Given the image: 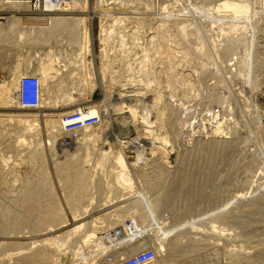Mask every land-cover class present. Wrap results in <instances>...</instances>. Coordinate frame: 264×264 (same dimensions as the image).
<instances>
[{"label": "rangeland", "instance_id": "obj_1", "mask_svg": "<svg viewBox=\"0 0 264 264\" xmlns=\"http://www.w3.org/2000/svg\"><path fill=\"white\" fill-rule=\"evenodd\" d=\"M84 1L85 6L81 8L79 7V10L76 8L73 9V12L72 8L66 9L63 7L65 10L63 8L55 9L54 11H51L48 16H74L77 18H83L82 21L85 18L83 21L84 23H80L82 25L78 26L82 29H84L88 25V22H90L89 17L92 19L91 21L94 29L95 75L91 80L96 81V79H99L103 88L101 86L97 87L93 92L92 98L87 100L82 98V93L84 92V89L82 88L87 87H85V84L83 83L77 84L76 90L72 87L74 90L72 89L71 91H73L75 98L80 99L75 101L76 103L73 105L68 106H63L65 104H60L58 102L53 106V103H49V101H51L50 98L46 100V104L39 106L38 110H20L17 107H0V113H38L40 115L39 125H36L35 130L27 133H24L25 131L21 129L19 125L11 121H7L4 125L0 123V169H6V171L0 170V264H16L18 257L25 258L26 256L25 254L18 252H26L24 250L26 248L29 249L28 251L36 250L35 248L37 247H33L32 249L27 247L32 242L35 243V240L39 242L38 244L42 245V242L45 239H50L53 235L57 236L59 234V236L64 237L69 228L72 230L78 225H82L86 230H84L85 228L82 230L81 227L80 230L82 232L79 230L78 233L80 234L77 233V237H74L79 239V235L82 236L81 233L83 234L87 229L89 230L87 225L90 224H88V222H90L91 219L108 213H112L109 216L110 218L107 216V220H105L106 224H109V222L112 224L110 231H108L110 233L105 232L104 234V232H102V235H113V240L115 239L113 243L108 241L109 239L107 240L110 247H112L111 244L116 245L117 242L121 245L124 244L122 243L123 240L118 239L117 241V237L114 235L117 233L120 238L121 235L126 236L125 234H127L125 230H123L125 231V234L122 232L120 227H123V222L119 220L123 217V220L125 219L124 224L130 226L131 220L139 218L135 215V212L131 213L130 210H128L127 202H120L116 199L114 201L112 200L113 202L108 201L110 197L117 198L121 195H125L124 198L127 199L128 202L130 200L134 201V199H139L142 202L141 206L146 210L149 217L146 222L140 219L141 228L146 229V231L149 229L150 234L160 237L158 242L164 245V250L169 246L166 248L167 251H170L169 248H171V242L175 239L176 244L172 245L171 250H173L174 254L177 256L175 257L178 258L180 262L182 261V263L190 260L188 264H231L232 259L241 256L244 258V256H246L248 262L245 264H264V200H258L255 198L256 195L264 193V149L261 145L264 144V141L262 140V138L264 139V135L262 137L257 136L256 128L259 124L254 122V120H250V115L248 113L249 110L250 113L251 111L255 113V116L261 113V116L257 117L260 122L264 124V71L262 72L263 74L260 72V77L261 75L262 77L259 83L261 82L262 86H258L257 88L252 86V84L248 86L250 82H247V74L246 77L241 76L242 73L234 78L231 77V75H225L227 73L224 68L218 69L219 67H216L218 64L213 66L215 58L212 54L213 49L210 47L214 38L212 33L214 32L213 34L221 36V32L218 31L219 27L217 24H215L214 28L217 31L213 30V32H211L208 30L212 27L213 22L216 23L217 21H220L226 23V21L230 22L231 20L232 22L237 20L243 22L245 21V14H253L257 11L258 13L255 17L249 19V21L252 20V25L241 42L242 45L240 51L242 52V55L246 53V50L250 51V53L258 59V62L261 60L264 65L263 0H244L246 3L243 0V2H241V0H233L235 3H232L231 0H222V2H219V0H133L132 3L134 4L128 1V4L130 2L131 5H136L139 2L141 3L142 11L140 10L138 14H143L149 24L145 29L139 30L140 34L145 32L144 37L140 35L142 37L141 40L136 39L135 41L138 40L137 42L129 43L122 49L117 44L119 38L116 39V29L112 27L111 24L108 41L102 42L99 37L101 22L98 15L102 14V12H105L107 9L109 10V8L113 6V3L110 2V5H107L106 1H103L105 3L100 1L98 7L99 0ZM225 1L227 3L229 1V3H232L234 6L236 5L235 7H238V9L236 8V10L234 6H231L229 3L228 5ZM72 2L69 5H71ZM154 2L155 4H153ZM130 4L129 6H131ZM162 5L164 7H162ZM225 5L226 7H229L228 9H231L230 7H232L233 11L228 10L227 13L224 12L225 14L221 13L222 15L214 12L216 9H222V6L225 7ZM126 6L127 8L129 7L128 5ZM153 6H155V10ZM217 6L219 7L217 8ZM169 7L170 9L172 8V10H169ZM186 7L189 11H186L187 9L185 10ZM212 7L215 8L213 12L208 10ZM198 8H203L201 10L202 12H200ZM244 8H246V10ZM7 11L10 12V9L6 8L1 10V13L3 14ZM25 12L28 13L22 14L29 16V13H32L33 9ZM96 12L98 13L96 14ZM172 12L173 14H170ZM259 12H262V15ZM153 13L155 15H153ZM149 14H151V16H149ZM152 15L155 18L152 17ZM260 15L261 18H259ZM40 16H42V18L45 17V15ZM40 16L30 15L29 17L38 18ZM111 16H113L111 13L107 15L105 20L108 22L107 25L110 23L109 20ZM143 16L139 17L142 19ZM178 18L181 19L178 20ZM211 20L215 21L211 22ZM182 21H184L185 24L192 22L199 27H202L203 25L202 30H207L208 33L204 38L190 36L187 41L185 39L182 40L181 37H176L174 39L176 41L170 42L171 31H175V34L176 30H178L177 23L179 24V22ZM42 22L45 24V21H41V26L43 25L46 27ZM173 23L177 29L174 27ZM130 26L133 27L135 32L137 31V28H134V23L130 24ZM226 26L227 25H225V27ZM171 28L172 30H170ZM198 30H200V28ZM66 32L69 31L63 30L62 33L57 30L55 33V40L57 38L60 39L58 43L53 41V45L59 46L62 44L64 50L66 49L67 51H70L73 49V46H65L67 41L66 38H68L66 35H69V33ZM59 33L62 36L59 35ZM178 38L179 41H177ZM202 40L205 43L207 50L209 52L211 51L210 53L214 59V61L212 59L213 63L206 66L205 69L200 64L201 61H207L203 60L205 57H201L203 59L194 58L195 60L192 58L191 60L189 54L182 55L181 52V50L183 51V45L185 43L192 47L193 50V47L200 46ZM160 41H164L168 47L164 53L166 59H161L162 56L156 54L158 51H162L158 48ZM181 42H183L182 45ZM8 44L6 43L5 46L4 44L2 45L4 46L2 48H5V51L0 53V80H7L10 77V74L16 71V65H18V73H21V75L27 74L28 72L38 75L42 73L39 69V65H41L39 61L44 56V52L56 53V50L59 51L62 49L59 47L54 48L51 43L48 45L44 44L43 47L36 49L38 51L34 50L38 45H34L33 48L30 46L28 48H20L13 44L11 46ZM140 44H143V46L147 44V46H145L147 50L144 53L146 56L144 62H142L138 55L139 53L141 54V48L139 47ZM9 46L11 48H9ZM157 56L160 57L157 59V65L155 64L153 68L154 60ZM170 59L171 62L174 63L172 70H170L167 64ZM159 60H162V62H158ZM70 62H73V60ZM233 62L228 61L227 63L231 64ZM71 65L73 66L75 64L70 63V66ZM79 65L80 61L78 62V66ZM245 65L246 63L243 62L244 68H246ZM217 69L218 71H223L217 72ZM101 70L103 71L102 73ZM221 72L223 74H221ZM74 73L75 75L78 73V77H80L78 68H74ZM218 74H220L219 77H217ZM214 75H216V77H214ZM38 77L41 79V76ZM138 77H145L152 82L151 86L144 89L145 92L148 91L146 92L147 100L141 99L140 102H136V98H132V101L130 99H121L119 95L120 93L126 94L131 89L145 88L143 85L141 86L136 82L134 83L135 78L137 79ZM220 77L222 80L219 79L220 81L218 80V83H222L223 80L224 82L222 84L219 83L218 85L217 79ZM168 79H171L169 85L166 84ZM241 82L245 84L243 85ZM246 82L248 84H246ZM190 83H193V85L188 87L187 84ZM220 84H224V86H221ZM212 85L215 86L213 87ZM217 85L219 87H216ZM71 86L72 83L68 88L71 89ZM221 88L222 90H220ZM229 88L232 89L229 91ZM105 89L107 94H105ZM193 89H195V91ZM256 89L259 90L257 93L259 92L260 94L256 93ZM42 90L43 84L41 85V91ZM219 90L220 92L223 91V93L225 91V93L221 95ZM17 91L18 90H15L13 93L14 100L16 101H18V99L15 98ZM242 91L243 94H241ZM227 92L230 95H233V93L234 95L236 94L235 97L234 95L232 96L234 97V100H231L233 101L231 103H233L232 106L235 116H233L232 119L230 118V122L224 124L225 127L223 126L224 129L222 128V133L220 132L218 135H213L212 132L217 124L216 121L220 119L222 115L227 118L226 115H228L229 112L227 110L229 106L227 105L228 103L224 100V105H221L223 104V99H221L223 97H220L225 95L229 96ZM160 93L161 95L159 96ZM60 94L61 91L59 87L56 90L53 89L50 91V96L52 98L54 97V99H57ZM47 95L48 90L41 92V98H45ZM107 95L110 98H108ZM256 96L258 97L256 98ZM105 99H107L108 102L107 100L105 101ZM256 100L258 102L260 101V103L257 104L258 102ZM93 104L101 106V114L99 116L101 121L99 125L94 126V128L92 127L91 129L94 130L91 132L93 133L92 136L94 138L90 136L91 140L87 141L79 139L83 137V135H79L80 132H70V134H68L69 136L58 132L55 136V134H53L54 130L46 124L45 117L43 116L44 114H57L63 119L64 115L72 113L75 110L80 109V107H87L88 109V107ZM218 105L221 107L219 108ZM255 107L258 109L261 108V110L255 109ZM218 110L220 111L218 112ZM158 111L163 113L161 124H157L158 122L155 120V116L159 113ZM151 122H154L155 124H150ZM35 124H37V122H35ZM150 125L154 126L150 128ZM126 126L128 129L125 128ZM212 127L214 128L213 130ZM123 128L126 129V132H123ZM225 131L227 133H225ZM164 133H168L169 135L167 136H170L171 138V140L167 139V145L165 141V143L163 142L164 139H162V136H165ZM200 135L205 138V141L203 140L204 144H201L203 142H200L202 141L201 139H203ZM250 135H255V138L252 136L250 137ZM24 136L27 138V143L21 145L19 141L20 139L25 138ZM194 139L199 141H195ZM210 139H220V141L223 139L228 143L225 142L227 145L221 144V146L216 148L208 149L205 145L207 144L206 140L208 141ZM246 139L250 140V142L248 143ZM199 144L200 147L198 148ZM88 145H90V147ZM191 145H198L197 148L193 146L194 149H192L194 151L200 149V151L193 152ZM85 146L89 147L88 153H90V160L88 162L85 161L88 156L86 151L84 153ZM157 146L160 147L158 148ZM156 147L158 148V151ZM188 147L192 150V153ZM189 150L191 154L189 153ZM107 151H109V153ZM121 151L125 153V156H123V158L121 157L120 161H117L116 155ZM107 153L111 154L114 159L101 169V166H99V158L101 154ZM5 155H8L9 158L4 159ZM7 161L12 163L11 166ZM64 168L73 171L77 168H81L80 171L83 170L87 175L86 177L89 178H85L86 181H89L85 183L87 186L85 184L79 186L81 189L85 190V195L82 196L83 198L80 197L81 195L79 196L80 198L75 196L77 194L73 196L74 193L80 191V188H78L76 183L72 185L69 183L68 180L70 179H67V173L64 175ZM116 171L119 172L118 175H115ZM72 177H75V175ZM142 178H146V180H143ZM101 181L102 183H99ZM178 183L180 185H178ZM70 185L73 189L76 187V190L74 189V191ZM27 192L33 193L31 196L34 195L33 198L35 199L33 200H36L35 205L37 207L34 206L33 210H30L31 212L28 210L26 202L24 201L26 200L25 197L27 196ZM242 193L246 194L247 199L244 200L243 204H240L242 200H238L237 196ZM70 195L76 199L73 200L74 198L71 197V203L68 198ZM165 195L167 199L164 198ZM52 196L55 197V201L59 203V209H61L65 220H62L64 222L60 225L58 224L54 228L52 225H45V227L48 228L45 230L44 225L42 226L41 222L44 215L46 222H48L46 219L49 217L53 218L52 216H54L53 211L50 212V215L44 214L47 212L48 208H50L46 206H49L48 204L50 202H54ZM165 200L167 202H165ZM124 206H126V208ZM115 210H117V212ZM223 210L227 211L226 216L228 219H221L220 222H214L213 218ZM83 211H85V214ZM56 214L57 213H55V216H57ZM116 214L119 215L117 216ZM123 214H126L128 218L124 217ZM128 214L135 216L132 218ZM5 217L7 218L4 220ZM20 218L26 220L24 225H22L23 223H21ZM15 219L17 222L21 223L20 229L17 227L18 224L15 222ZM7 221L10 224H8ZM2 222L4 225L8 224L9 226L7 227L6 225V228H3ZM37 222L38 224L41 222V225L39 224V226ZM49 222H51V220ZM145 224L147 225L146 228ZM212 225L216 227L215 230H212ZM41 226L43 227L42 230L40 229ZM15 227L23 232L20 233L21 231L17 230ZM36 229L37 231H35ZM39 229L41 231H39ZM62 233L63 235H61ZM139 235L141 236L139 237ZM142 236V233H139L138 239L142 238ZM74 238L72 237V240L70 239V242H68V245L71 243V247H75L73 242H76V239ZM123 238L126 240L128 239L125 237ZM161 239H163V243ZM41 240L42 242L40 243ZM18 243L19 245H17ZM20 244H23L25 247L22 248V250H17V248L20 247ZM10 245H14L16 248L14 246L11 247ZM40 245H38V247H40ZM116 247H118V245H116ZM174 250H177V252ZM77 252L79 253L80 251L78 250ZM104 253L102 252L95 259V264H109L108 261L111 260L112 257L110 258V256H113V252L108 254V252L104 251ZM85 254H88V252L85 251ZM55 258L57 259H55V262H57L55 264H70L75 258L80 259V255L78 254L77 257H74L72 252L63 254L62 251H59L58 256L56 252Z\"/></svg>", "mask_w": 264, "mask_h": 264}, {"label": "bare ground", "instance_id": "obj_2", "mask_svg": "<svg viewBox=\"0 0 264 264\" xmlns=\"http://www.w3.org/2000/svg\"><path fill=\"white\" fill-rule=\"evenodd\" d=\"M31 0H0V13H1V10H4V9H6V8H9L10 9V12L9 11H7V12H4L2 15H0V53L1 52H4L5 51V48H2V47H4L5 46V44L7 43H9L10 44V46L13 44L14 46H18V47H22V48H28L29 46L30 47H34V45H38V47L37 48H34V50L35 51H38V50H36V49H38V48H41V47H43V45L44 44H52L53 45V41H56L57 43L59 42V39L60 38H57L56 40H55V33H56V31L58 30V31H60V32H62L63 33V30H67V31H69V32H66V33H69V35H66V36H68V38H66L67 39V41H66V45L65 46H67V45H71V46H73V49L72 50H70V51H67L66 49L64 50L63 49V45L62 44H60L59 46H54V48H56V47H59V48H62V49H60L59 51L58 50H56V53H54V52H44V56L40 59V64L41 65H39V69L41 70V72L42 73H40V74H38L37 76H41V79H40V93L43 91V92H45V91H47L48 90V95H47V97H45V98H40L41 99V101H40V106H42V105H44V104H46V100L47 99H50L51 98V101H49V103L51 104V103H53L52 105L54 106V104L55 103H60V104H65V105H63V106H68V105H73L74 103H76L75 101H77V100H79L80 98H75V95L73 94V91H71L73 88H75V90H76V87H77V84H85V87H87V88H82V89H84V92L81 94L82 95V98L83 99H87V100H90L91 98H92V95H93V92H94V90L97 88V87H102L103 88V86L100 84V82H99V79L97 80L96 79V81H94V80H91L92 78H93V76L95 75L94 73H95V70H94V29H93V25H92V19H90V17H89V20H90V22H88V25L84 28V29H82L81 27H78V26H80V25H82V24H80V23H84L83 21L85 20V18H84V20L82 21V19L83 18H77V17H74V16H48L50 13H51V11H54L55 9H62L63 7L64 8H72V10L73 9H78L79 10V7L81 8V7H84L85 6V1L84 0H73V2H72V4L71 5H49V4H47V3H45V2H41V3H38V1H36L35 2V4L34 3H32V2H30ZM98 1V0H97ZM100 1H106L107 2V5H110V2H112L113 3V6L111 7V8H109V10L107 9H105L106 11L104 12H102V14H99L98 15V17L100 18V24H101V27H100V34H99V37H100V40L103 42H107L108 41V39H109V37H110V24L112 25V27H114L115 29H116V35H117V37H116V39L117 38H119V40H118V45L120 46V48L122 49V48H124V46L125 45H127V44H129V43H134V42H137L138 40H141V36H143L144 37V34H145V32L143 33V34H140L139 33V30L140 29H145L146 27H147V25L149 24V23H147V20H146V18L143 16V14L141 15L140 13L138 14V12L142 9V7H141V3L139 2V3H137L136 5H131L130 4V2L132 3V1L133 0H99V4H98V7H99V5H100ZM128 1H130L129 2V4L131 5V6H129V4H128ZM163 1V0H162ZM222 2V0H219V2ZM227 1V0H226ZM225 1V2H226ZM232 1V3L235 1H233V0H231ZM240 1V0H239ZM244 1V0H243ZM242 0H241V2H243ZM245 3H246V1H244ZM103 3H105V2H103ZM182 3V2H181ZM227 3V2H226ZM228 3H229V1H228ZM227 3V4H228ZM232 3H229V4H231V6H234V5H232ZM235 3V2H234ZM237 3V2H236ZM262 3V2H261ZM263 3H264V0H263ZM132 4H134V3H132ZM153 4H155V2L153 3ZM158 4V3H157ZM194 4V3H193ZM219 4V3H218ZM217 4V5H218ZM226 4V5H227ZM228 4V5H229ZM37 5H42V13H44V14H42L43 16L45 15V17H43L42 18V16H40V17H38V18H34V17H29V16H25V15H23L22 13H28V12H25V11H29L30 9L32 10L35 6H37ZM102 5V4H101ZM126 5H128L129 7L127 8V6ZM181 5H183V4H181ZM189 5H191V4H189ZM226 5H225V7L224 6H222L223 8L222 9H219V10H217L216 9V11H214V12H217L218 14H221V13H227V11L228 10H231V11H233L232 9V7H230L231 9H228L229 7H226ZM243 5V4H242ZM158 6V5H157ZM184 6V5H183ZM236 6V5H235ZM234 6V8L236 9H238V7H235ZM88 7V6H87ZM154 7V10H155V6H153ZM162 7H164L163 5H162ZM188 7V6H187ZM187 7L185 8V10L187 9ZM193 7V6H192ZM215 7V6H214ZM214 7H212L211 9H208V10H211L212 12H213V10H215V8ZM219 6H217V8H218ZM221 7V6H220ZM240 7V6H239ZM63 8V9H64ZM102 8V7H101ZM166 8V7H165ZM164 8V9H165ZM189 8V7H188ZM263 9H262V11L264 12V4H263V7H262ZM82 9H84V8H82ZM111 9V10H110ZM137 10V12H136V10ZM157 9V8H156ZM164 9H162V10H164ZM168 9V8H167ZM190 9V8H189ZM199 9V8H198ZM203 9V8H202ZM202 9H199L200 10V12H202L201 10ZM236 9V10H237ZM245 10H246V8H244ZM65 10V9H64ZM81 10V9H80ZM102 10H104V9H102ZM153 10V11H154ZM159 10H160V8H159ZM169 10H172V8L170 9V7H169ZM207 10V11H208ZM235 10V11H236ZM239 10H240V8H239ZM67 11V10H66ZM142 11V10H141ZM186 11H189L188 9L186 10ZM185 11V12H186ZM258 11H260V10H258ZM31 12V11H30ZM73 12H74V10H73ZM89 12H91V11H89ZM99 12H100V10H99ZM146 12V11H145ZM152 12V11H151ZM150 12V13H151ZM167 12V11H166ZM180 12V11H179ZM248 12V11H247ZM67 13V12H66ZM98 12H96V14H97ZM109 13H111L113 16H111L110 17V23H109V25H107V23L108 22H106L105 20H106V18H107V15H109ZM157 13V12H156ZM160 13V12H159ZM163 13V12H162ZM169 13V12H168ZM183 13V12H182ZM205 13V12H204ZM224 13V14H225ZM229 13V12H228ZM240 13V12H239ZM258 12L256 11V12H254L253 14H245L244 15V20L245 21H239V20H237V21H234V22H232V20L230 21V22H227L226 21V23H224V22H220V21H217L216 23L215 22H213V25H212V27H210L211 26V24H210V28L208 29L209 31H211V32H213V30H216V29H214L215 28V24H217L218 25V27H219V29H218V31L219 32H221L220 33V35L221 36H217V35H215V34H213L212 33V36L214 37L213 38V41H214V43H213V41H212V45L214 46V48H213V46L211 45L210 47H212L211 49H213V51H212V54H213V56H214V58H215V61H214V59H213V57H212V54L207 50V48H206V46H205V43L203 42V40L201 41V42H199V43H201L200 44V46H195V48L193 47V50H192V47H190L189 45H187L186 43L183 45V51L181 50V52H182V55L183 54H189V56L191 57V60H192V58L194 59V58H196V59H203V58H201V57H205V59H203V60H207V61H201V66L202 67H204V69H205V67L206 66H208L209 64H211V63H213L212 62V59H213V61H214V64H213V66H216L217 64H218V66H216V67H219L218 69H220V68H224V70L226 71V73L227 74H225V75H231V77H236V76H239V75H241L242 73V75L241 76H245L246 77V74H247V82H250V84L248 85V86H250L251 84H252V86H254L255 88H257L258 86H262V83L260 82L259 83V81H261L260 79H261V77H262V75H261V77H260V72H261V74H263L262 72L264 71V69H263V67H264V65H263V63L261 62V60H260V62H258V59L252 54V53H250V51H248V50H246L245 52V54H244V52H243V54L245 55H242V52L240 51V48H241V45H242V41H243V38H245V35H247L246 33H248L249 32V30H250V26L252 25V20L251 21H249V19H253L254 17H255V15L257 14ZM260 14L262 13V12H259ZM9 14V15H8ZM56 14V13H55ZM69 14V13H68ZM72 14V13H71ZM76 14V13H75ZM88 14V13H87ZM93 14V13H92ZM152 14V13H151ZM151 14H149V16H151ZM170 14H173V12L172 13H170ZM185 14V13H184ZM206 14H208V13H206ZM52 15V14H51ZM74 15V14H73ZM89 15V14H88ZM94 15V14H93ZM92 15V16H93ZM145 15V14H144ZM153 15H155L154 13H153ZM152 15V17H154ZM157 15H158V13H157ZM156 15V16H157ZM162 15V14H161ZM160 15V16H161ZM222 15V14H221ZM262 15V14H261ZM261 15L259 16V18H261ZM38 16V15H37ZM97 16V15H96ZM139 16H143V18L141 19ZM163 16V15H162ZM166 16H168V15H166ZM187 16V15H186ZM109 17V16H108ZM93 18V17H92ZM155 18V17H154ZM43 19V20H42ZM157 19V18H156ZM159 19H160V17H159ZM179 19H181V18H178V20ZM183 19V18H182ZM154 20V19H153ZM41 21H45V24L42 22V24H44V25H46V27H44L43 25L41 26ZM82 21V22H81ZM148 21H150V20H148ZM169 21V20H168ZM181 21V20H180ZM190 21V20H189ZM197 21V20H196ZM203 21V20H202ZM202 21H201V23H202ZM212 21H215V20H211V22ZM87 22V21H86ZM171 22V21H170ZM174 22V21H173ZM185 22H186V20H185ZM188 22V21H187ZM220 22V23H219ZM134 23V28H137V31L135 32V30H133V27H131L130 26V24H133ZM177 23V22H176ZM196 24H198V23H196ZM170 25V24H169ZM173 25H174V23H173ZM177 25H178V30H176V33L174 34V32L173 31H171V38H170V42L172 41H176V40H174L176 37H181L182 38V40L183 39H185V40H187L188 41V39H189V37L190 36H194L195 38H204L205 36H206V34L208 33V31L207 30H202L203 29V25H202V27H199L198 25H195V24H193L192 22H190V23H187V24H185L184 23V21H182V22H179V24L177 23ZM225 25H227L226 27H225ZM229 26V27H228ZM170 27V26H169ZM174 27H175V25H174ZM190 27H191V29H190ZM63 28V29H62ZM79 28H81V29H79ZM176 28V27H175ZM174 28V29H175ZM200 28V30H198ZM177 29V28H176ZM205 29V28H204ZM170 30H172V28L170 29ZM145 31V30H144ZM217 31V30H216ZM226 31H228V32H226ZM65 32V31H64ZM65 33V34H66ZM238 34V35H237ZM59 35H61L60 33H59ZM113 35V34H112ZM141 35V36H140ZM235 35H237V36H235ZM62 36V35H61ZM225 36V37H224ZM180 38V39H181ZM224 40H223V39ZM136 39H138L137 41H135ZM220 39H222V40H220ZM201 40V39H200ZM177 41H179V38H178V40ZM222 42H224V43H222ZM140 43V42H139ZM182 43L183 42H181V45H182ZM4 44V46H2ZM8 44V45H9ZM223 44V45H222ZM159 45V49H161L162 51L161 52H157L156 54H159L160 56H162L161 57V59H163V58H165V50L168 48L167 46H166V43L164 42V41H160V43L158 44ZM9 46V48H11ZM52 46V47H53ZM145 46H147V44L145 45ZM145 46H143V44L141 45L140 44V48H141V54L139 53L138 55L140 56V58H141V60H142V62H144L145 60H146V56L144 55V53L146 52V48H145ZM175 46V45H174ZM179 46V45H178ZM192 46V45H191ZM245 46V45H244ZM8 47V46H7ZM246 47V46H245ZM171 48V47H170ZM4 49V50H3ZM210 49V50H211ZM221 49V50H220ZM243 49V48H242ZM175 51H177V50H175ZM179 51V50H178ZM243 51H244V49H243ZM249 52V53H248ZM31 55V54H30ZM74 55V56H73ZM252 55H253V57H252ZM40 56V55H39ZM160 56H157V58L154 60V64H153V68H154V65L157 63V59H158V57H160ZM228 56H229V58H228ZM166 59V58H165ZM164 59V60H165ZM172 59V58H171ZM171 59L169 60V62L167 63L168 64V66H169V68H170V70H172V68L174 67V63L173 62H171ZM256 59H257V61H256ZM71 60H73V62H70ZM195 60V59H194ZM80 61V65L78 66V62ZM166 61V60H165ZM209 61V62H208ZM228 61H230V62H233V63H231V64H228L227 62ZM158 62H162V60L160 61H158ZM243 62H245L246 63V65H245V67L246 68H244V66H243ZM70 63H74L75 65H71L70 66ZM163 64H165V63H163ZM157 65V64H156ZM165 66V65H164ZM74 68H78V71L80 72V74H79V76L80 77H78V73H77V75H75V73H74ZM156 68V67H155ZM215 68V67H214ZM216 69V68H215ZM218 69H217V72H219V71H223V70H219L218 71ZM198 71V70H197ZM216 71V70H215ZM214 71V72H215ZM103 71L101 70V73H102ZM246 72V73H245ZM172 73V72H171ZM170 73V74H171ZM245 73V74H244ZM214 74V73H213ZM221 74H223L222 72H221ZM23 75V74H22ZM196 75H198V74H196ZM259 75V76H258ZM75 76H77V77H75ZM97 76V75H96ZM171 76V75H170ZM220 76V74H218L217 75V77H219ZM224 76V75H223ZM223 76H222V78H223ZM98 77V76H97ZM96 77V78H97ZM214 77H216V75H214ZM229 77V76H228ZM227 77V78H228ZM244 77V78H245ZM39 78V77H38ZM79 78V79H78ZM264 78V77H263ZM133 79V78H132ZM214 79V78H213ZM222 80L221 79V77L220 78H218L217 79V83H218V80ZM226 79V78H225ZM228 79H230V78H228ZM134 80V79H133ZM132 80V81H133ZM219 80V81H220ZM238 80H239V78H238ZM20 81H21V73L19 74L18 73V65H16V71H14L12 74H10V77L7 79V80H0V107L1 108H4V107H11V108H16L17 106H18V101H16V100H14V97H13V93H14V91L15 90H18L19 91V88H20ZM227 82H229L228 80H226ZM231 81V80H230ZM102 82V81H101ZM138 83L139 85H143V86H145V88H137V89H131V90H129L126 94L124 93H120L119 95H120V98L121 99H127V100H133V99H135L136 100V102L137 101H139L140 102V100L142 99V100H145L146 99V97H147V93L146 92H148V91H146L145 92V90L144 89H147V87H149V86H151L152 85V82H151V80H147L145 77H143V78H141V77H138L137 79L135 78V81H134V83ZM173 82V81H172ZM216 82V81H215ZM214 82V83H215ZM224 82V80L222 81V83ZM226 82V83H227ZM239 82V81H238ZM246 82V84H248ZM72 83V86H71V89L70 88H68V87H70V84ZM169 83H171V79H168V81H167V83L166 84H168L169 85ZM212 83V82H211ZM219 83H221V82H219ZM219 83H218V85H219ZM221 83V84H222ZM225 83V84H226ZM242 83V82H241ZM43 84V90L41 91V85ZM220 84V85H221ZM243 85L245 84V83H242ZM259 84H261V85H259ZM188 85V87L190 86V85H193V83L191 84H187ZM197 85H198V83H197ZM216 86V87H219V86ZM242 85V86H243ZM83 86V85H82ZM213 86V85H212ZM215 86V85H214ZM213 86V87H214ZM221 86H224V84L223 85H221ZM226 86V85H225ZM238 86V85H237ZM59 87V89H60V91H61V94L57 97V99H54V97L52 98L51 96H50V91H52L53 89L54 90H56L57 88ZM73 87V88H72ZM105 87V86H104ZM138 87V86H137ZM68 88V89H67ZM195 88V87H194ZM250 88V87H249ZM255 88H253V89H255ZM261 88V87H260ZM196 89V88H195ZM195 89H193L194 91H195ZM217 89H219V88H217ZM232 88H229V91L231 90ZM238 89V88H237ZM259 89V88H258ZM74 90V89H73ZM124 90V89H123ZM188 90V89H187ZM220 90H222V88L220 89ZM220 90H219V92H220ZM224 90H225V88H224ZM243 90V89H242ZM250 90H252V89H250ZM264 90V89H263ZM17 91V92H18ZM79 91V90H78ZM184 91H185V89H184ZM197 91V90H196ZM218 91V90H217ZM217 91H216V93H217ZM228 91V90H227ZM233 91V90H232ZM231 91V92H232ZM239 91V90H238ZM244 91V90H243ZM243 91L241 92V94H243ZM257 91H259V90H257L256 89V93H257ZM218 92V93H219ZM236 92V91H235ZM250 92V91H249ZM254 92V91H253ZM75 93V92H74ZM221 93V95L222 94H224L225 93V91H224V93H223V91H221L220 92ZM219 93V94H220ZM228 93V92H227ZM240 93V92H239ZM247 93V92H246ZM252 93V92H251ZM259 93V92H258ZM257 93V94H258ZM105 94H107L106 93V89H105ZM203 94V93H202ZM229 94V93H228ZM232 94V93H231ZM260 94V93H259ZM161 95V93L159 94V96ZM233 95H234V93H233ZM233 95H230L229 94V96H220V97H223V98H221V99H223V101H222V103L224 102V100H225V102H227L226 104L227 105H229L228 106V115H226V117L227 118H225V117H223V115L221 116V118L220 119H218L216 122H217V124L215 125V129L212 127V130H213V132H212V134L214 135V134H217L218 135V133L220 134V132L222 131V128H223V126H224V124L225 123H227V122H230V118L232 119L233 118V116H235L234 115V113L235 112H233V106H232V104L233 103H231V102H233V101H231L235 96H236V94L234 95V97H232ZM251 95V94H250ZM256 95V94H255ZM263 95V94H262ZM231 96V97H230ZM253 96V95H252ZM260 96V95H259ZM106 97V96H105ZM107 97L108 98H110L108 95H107ZM255 97V96H254ZM258 96H256V98H257ZM263 97V96H262ZM81 98V99H82ZM112 98V97H111ZM133 98V99H132ZM240 98V97H239ZM253 99V98H252ZM107 99H105V101H106ZM147 100V99H146ZM234 100V99H233ZM259 100H260V98H259ZM263 100V99H262ZM152 101V100H151ZM157 101V100H156ZM158 101H159V99H158ZM254 101V100H253ZM257 101V100H256ZM261 101V100H260ZM260 101L257 103V104H259L260 103ZM81 102V101H80ZM107 102H108V100H107ZM122 102V101H121ZM128 102H130V101H128ZM135 102V103H136ZM208 102H209V100H208ZM217 102V101H216ZM216 102H215V104H216ZM224 102V103H225ZM48 103V104H49ZM146 103V102H145ZM218 103V102H217ZM224 103L223 104H221V105H224ZM107 104V103H106ZM123 104V103H122ZM136 104H138V103H136ZM136 104H135V106H136ZM142 104V103H141ZM220 104V103H219ZM262 104H263V101H262ZM134 105V104H133ZM217 105V104H216ZM250 105V104H249ZM253 105V104H252ZM62 106V105H61ZM107 106V105H106ZM258 106V105H257ZM256 106V107H257ZM262 106V105H261ZM140 107V106H139ZM144 107V106H143ZM211 107H213V106H211ZM218 107L220 108L221 106L220 105H218ZM250 107H252V106H250ZM255 107V109H258V108H256ZM260 107V106H259ZM100 108H101V106L100 105H98V104H93V105H90L89 107H88V109H87V111H85V110H82V108L80 107V109H81V111H82V114H81V120H84V119H86V118H88V117H99L100 116ZM147 108V107H146ZM215 108V107H214ZM217 108V107H216ZM38 109H39V107H38ZM37 109V110H38ZM225 109V108H224ZM110 110V109H109ZM133 110V109H132ZM163 110V109H162ZM209 110V109H208ZM258 110H261V108H259ZM263 110V109H262ZM78 110H75L74 112H77ZM204 111V110H203ZM210 111H211V109H210ZM214 111H216V110H214ZM220 110H218V112H219ZM254 111V110H253ZM257 111V110H256ZM264 111V110H263ZM139 112V111H138ZM159 112V111H158ZM164 112V111H163ZM213 112V111H212ZM258 112V111H257ZM262 112V111H261ZM221 113V112H220ZM222 113H223V111H222ZM245 113V112H244ZM249 115H250V120H254V122H257L259 125L257 126V132H256V134H257V136H263L264 135V124H262L261 122H260V120H259V118L258 117H260L261 115V113L260 114H257L256 116L254 115L255 113H253L252 111H251V113H250V110H249ZM198 114V113H197ZM204 114H205V112H204ZM213 114H215V113H213ZM226 114H227V112H226ZM262 114H263V112H262ZM137 115V114H136ZM162 115H163V113H161V112H159L155 117H156V119L155 120H157V124H161V122H162V120H161V117H162ZM208 115V114H207ZM216 115V114H215ZM218 115H219V113H218ZM44 117H45V121H46V124L50 127V128H52V130H54L53 132V134H55V136H56V133L58 134V132H60V133H63V134H66V135H68V134H70V132H66L65 131V126L68 124L67 122H63V119H62V117H59L60 115H53V114H44L43 115ZM210 116H212V115H210ZM258 116V117H257ZM132 117H134V116H132ZM39 118H40V115L38 114V113H28V114H24V113H16V112H14V113H0V123L1 124H5L7 121H11V122H13V123H15V124H17V125H19L20 127H21V129H23L25 132L24 133H27V132H30V131H32V130H35L36 129V125H39ZM247 118V117H246ZM59 119H61V120H59ZM135 119H136V117H135ZM192 119V118H191ZM190 119V120H191ZM261 119H263V118H261ZM155 120H154V122H155ZM131 121H132V118H131ZM233 121V120H232ZM35 122H37V124H35ZM77 121H72V123H76ZM154 122H151L150 124H152V123H154ZM209 122V121H208ZM128 123H130V122H128ZM156 123V122H155ZM154 123V124H155ZM126 124V123H125ZM134 124V123H133ZM156 124V125H157ZM197 125V124H196ZM206 125V124H205ZM212 125V124H211ZM263 125V126H262ZM151 126V125H150ZM150 126H148V127H150ZM154 126V125H153ZM153 126H151L150 128H152ZM159 126V125H158ZM163 126V125H162ZM92 127L94 128V126H85L84 128H81V129H77L76 131H74V132H72V133H76V132H80V133H82V134H80L79 133V135H83V137L82 138H79V139H81V140H91V137L90 136H92L93 135V133H91L92 131H94V130H91L92 129ZM119 127V126H118ZM147 127V128H148ZM225 127V126H224ZM126 129H128L127 128V126L125 127ZM161 128H163V127H161ZM166 128V127H165ZM207 128V127H206ZM228 128V127H227ZM124 129V128H123ZM122 129V130H123ZM126 129H124L123 130V132H126ZM157 129V128H156ZM159 129H160V127H159ZM196 129V128H195ZM194 129V130H195ZM208 129V128H207ZM224 129V128H223ZM117 130V129H116ZM203 130V129H202ZM252 130V129H251ZM135 131V130H134ZM150 131V130H149ZM201 131V130H200ZM199 131V132H200ZM206 131V130H205ZM127 132H128V130H127ZM154 132V131H153ZM159 132H161V131H159ZM203 132V131H202ZM224 132V131H223ZM60 133H59V135H60ZM198 133V132H197ZM210 133H211V131H210ZM222 133V132H221ZM225 133H227L226 131H225ZM234 133V132H233ZM252 133V132H251ZM251 133H248V134H251ZM124 134V133H123ZM161 134V133H160ZM165 134V136L163 137L162 136V139H164L163 140V142L165 141L166 142V145H167V139H170L171 140V138H170V136H167V135H169L170 134V132H169V134L168 133H164ZM163 134V135H164ZM199 134V133H198ZM203 134H204V132H203ZM231 134V133H230ZM253 134V133H252ZM255 134V133H254ZM21 135V134H20ZM94 135H95V133H94ZM121 135V134H120ZM162 135V134H161ZM160 135V136H161ZM23 136V135H22ZM22 136H20V137H22ZM69 136V135H68ZM125 136V135H124ZM130 136V135H129ZM200 136H202V135H200ZM247 136H249V135H247ZM252 135H250V137H251ZM25 137V136H24ZM93 137V136H92ZM95 137H98V136H95ZM169 137V138H168ZM252 137H254L255 138V135L254 136H252ZM94 138V137H93ZM123 138V137H122ZM130 138V137H129ZM201 138H203V136L201 137ZM214 138H216V137H214ZM118 139V138H117ZM131 139H134V138H131ZM159 139V138H158ZM160 139H161V137H160ZM193 139V138H192ZM197 139V138H196ZM205 138H203V139H201L202 141H200V142H203V143H201V144H204V140ZM206 139H208V138H206ZM195 140V139H194ZM204 140V141H203ZM247 140V142L249 143L250 142V140H248V139H246ZM254 140V139H253ZM262 140L264 141V139L262 138ZM74 141V140H73ZM76 141V140H75ZM85 141V142H86ZM133 141V140H132ZM195 141H199V140H195ZM83 142V141H82ZM89 142V141H88ZM95 142V141H94ZM162 142V141H161ZM164 142V143H165ZM199 142V143H200ZM206 142H207V144L205 145L208 149H211V148H216V147H218V146H221V144H226V143H228V142H226V141H224L223 139H222V141H220V139H210V140H206ZM226 142V143H225ZM19 143L21 144V145H24L25 143H27V138L25 137V138H22V139H20V141H19ZM195 143H198V142H195ZM82 144V143H81ZM85 144V143H84ZM87 144V143H86ZM89 144V143H88ZM129 144V143H128ZM95 145V144H94ZM93 145V146H94ZM133 145V144H132ZM151 145V144H150ZM164 145V144H163ZM165 145V146H166ZM196 145V144H195ZM227 145V144H226ZM262 145V148L264 149V144H261ZM89 147H90V145H88ZM88 146H85V150H84V153H85V151H86V153H88V151H89V147ZM131 146V145H130ZM129 146V147H130ZM154 146V145H153ZM192 146V145H191ZM190 146V147H191ZM194 146V145H193ZM193 146L191 147V149L193 148ZM198 146V145H197ZM197 146H194L195 148H197ZM222 146H224V145H222ZM83 147H84V145H83ZM92 147V146H91ZM158 147V146H157ZM156 147V148H157ZM160 147V146H159ZM158 147V148H159ZM200 147V144H199V146H198V148ZM124 148V147H123ZM158 148H157V151H158ZM168 148V147H167ZM189 148V147H188ZM84 149V148H83ZM154 149V148H153ZM163 149H164V147H163ZM190 149V148H189ZM190 149V150H191ZM194 149V148H193ZM192 149V150H193ZM202 149V148H201ZM91 150V149H90ZM92 150H94V149H92ZM190 150H189V153H190ZM192 150H191V153H192ZM198 150L200 151V149H197V151L196 152H198ZM104 151V150H103ZM183 151H184V149H183ZM194 150H193V152H195ZM202 151V150H201ZM204 151V150H203ZM261 151H263V150H261ZM83 152V151H82ZM108 153H109V151H107ZM112 152V151H111ZM186 153H188L187 151H185ZM184 152V153H185ZM71 153V152H70ZM72 153H74V152H72ZM77 153V152H76ZM101 154V156H100V158H99V166H101V169L103 168V167H105L110 161H113V159L114 158H112V156H111V154ZM113 153V152H112ZM180 153H182V152H180ZM190 153V154H191ZM79 154V153H78ZM77 154V155H78ZM83 154V153H82ZM89 154L90 153H88L87 155V157H86V159L87 160H85L86 162H88L89 160H90V157H89ZM114 154H115V152H114ZM125 153L124 152H118V154L116 155V160L117 161H120V158L122 157L123 158V156H125L124 155ZM162 154V153H161ZM73 155V154H72ZM85 155V154H84ZM100 155V154H99ZM99 157V156H98ZM70 158V157H69ZM80 169L81 168H77L76 170H71V169H66V168H64V175L67 173L68 174V176H67V179H70V180H68L69 181V183H71V185L72 184H75L76 183V185L78 186V188H80L79 186H81V185H84L85 183H87V182H89V181H86V179L85 178H87L86 176V174L84 173V171L82 170V171H80ZM161 171H164V170H161ZM263 171H264V164H263ZM104 172V171H103ZM102 172V173H103ZM119 174V172L118 171H116V173H115V175H118ZM193 174V173H192ZM75 175V177H72V176H74ZM66 178V177H65ZM87 179H89V178H87ZM143 180H146V178H142ZM197 179V178H196ZM178 182V181H177ZM99 183H102V181L101 182H99ZM177 184V183H176ZM71 185H70V187H71ZM75 185V186H76ZM86 185V184H85ZM102 185V184H101ZM100 185V186H101ZM104 185V184H103ZM178 185H180L179 183H178ZM87 186V185H86ZM72 188V187H71ZM76 187H74V189H75ZM73 189V188H72ZM73 189V190H74ZM72 190V191H73ZM76 190V189H75ZM74 190V191H75ZM80 191L78 192L77 191V193H70V194H73V196L75 195V194H77V195H75V196H77V197H79L80 195V197H82V196H84L85 195V190L84 189H79ZM31 194H33V193H31V192H27L26 193V200H24L25 202H26V206H27V208H28V210L30 211V210H33V208H34V206H36L35 204V201L33 200V199H35V198H33V196H31ZM73 196H71L70 195V197H68L70 200H69V202L71 203L72 201H71V197L72 198H74L73 200H76L75 199V197H73ZM79 197V198H80ZM125 197V195H121L120 197H117V198H109V200L108 201H114L115 199L116 200H118V201H120V202H127L128 203V205H127V208H129L128 210H130V212L132 213V212H135V215L139 218V219H137V218H134V216L135 215H133V216H131V214H128V215H130L132 218H134V220H131V223H130V226H127L126 224H124V221H125V219L123 220V217L122 216H120V217H122L121 218V220H119V221H121V222H123V227H120L121 229H122V232L124 233L125 231H126V233L127 234H125L126 236H122L121 235V237L119 238V236H118V234L116 233V234H114L115 235V237H117V241H118V239L119 240H123L122 241V243H124V244H120V243H116V245H118V247H116V245H113V244H111L112 245V247H110V244L108 245V241H110L111 243H113L114 241H115V239L113 240V235L111 236V235H109V234H107V236L106 235H102V232H104V234H105V232H108V231H110V227H111V225L112 224H110V222H109V224L107 223L106 224V221L105 220H107V216L109 217L110 216V214H112V213H108V214H103L102 216H99V217H95V218H93V219H91V221L90 222H88V224L89 225H87V224H85V225H87L88 226V228H89V230L87 229V231L86 232H84L83 234L81 233V235L82 236H80L79 235V239L77 238H74V237H77L76 235H77V233L79 232V230H80V228L82 227V225L81 226H77L75 229H68L67 230V232H66V234H65V236L64 237H61V236H59V235H57V236H52V237H50V239L49 238H47V239H45L43 242H42V240L40 241V243L42 242L43 244L42 245H40V244H38L39 242H37L36 240H35V243L34 242H32L29 246H27L28 248H30V249H32L33 247L35 248V247H37V248H35L36 250L35 251H32V250H30V251H28L29 249H24L26 252H24V251H22V252H18V253H22V254H25L26 256H25V258L23 259L22 257L21 258H19L18 257V259H17V263L16 264H55V263H57V262H55L57 259L55 258V254H56V252H57V256H58V252L59 251H62L63 252V254L64 253H68V252H72L73 254H74V257H77V255L79 254L80 255V259H76L75 258V260L71 263L70 262V264H83V263H86V264H95V259L103 252L104 253V251H106V252H108V254L110 253H112L113 252V256H112V258H111V260H109L108 262H109V264H119V262L122 260V259H124V258H127V257H129V256H132V255H136L137 253H139V252H141V251H143V250H145V249H153V251L155 252V254H156V264H188L189 262H190V260H188V261H185V262H183L182 263V261L180 262L179 260H178V258H176L177 256L174 254V252H173V250H171V248H172V245H175L176 244V240L174 239V237H173V241L171 242V248H169L170 249V251L168 250L167 251V249L166 248H168L169 246H167L166 248H165V250H164V245L163 244H161V243H159L158 241H159V238L160 237H156L155 235H152V234H150V232H149V229H147V231H146V229H142L141 228V224H140V219L142 220V221H144V222H146L147 221V219H148V213H146V210L143 208V206H141L142 205V202L139 200V199H134V201H132V200H130L129 202H128V200L127 199H125L124 198ZM67 198V199H68ZM83 198V197H82ZM81 198V199H82ZM91 198H92V196H91ZM164 198L165 199H167V197H166V195L164 196ZM237 198H238V200H242L241 201V203L240 204H243L244 203V200L245 199H247V196H246V194H244V193H242V194H239L238 196H237ZM255 198L256 199H258V200H264V193H262V194H260V195H256L255 196ZM52 199L54 200V202H50L48 205L49 206H46V207H52L51 209L50 208H48V210H47V212H45L44 214H46V215H50V212L51 211H53V213H54V216H55V213H57L56 215L57 216H55V217H57V218H55L54 216H52L53 218H48V219H46V220H48V222L51 220V222H46L45 221V215H44V218H43V220H41V222H42V226L44 225V228H45V230L46 229H48V228H46L45 227V225L47 226V225H52L53 226V228L55 227V226H57L58 224L60 225L61 223H63L64 221H62V220H65V217L63 216V214H62V212H61V209H59V203L57 202V201H55V197H53L52 196ZM97 199V198H96ZM78 200V199H77ZM89 201V200H88ZM112 201V202H113ZM83 202V201H82ZM165 202H167L166 200H165ZM165 202H163V203H165ZM100 203V202H99ZM95 204V203H94ZM92 205V204H91ZM101 205V204H100ZM94 206V205H93ZM37 207V206H36ZM35 207V208H36ZM125 208H126V206H124ZM85 208V207H84ZM45 209V208H44ZM120 210H122L121 208H119ZM119 209H118V211H119ZM27 210V211H28ZM56 211V212H55ZM116 212H117V210H115ZM126 211H127V209H126ZM126 211H124V212H126ZM31 212V211H30ZM84 212V214H85V211H83ZM91 212V211H90ZM115 212V213H116ZM221 212V213H220ZM219 212V214L217 215V216H215L214 218H213V221L214 222H220V220L222 219H228V217L226 216V213H227V211L226 210H223V211H220ZM119 213V212H118ZM120 213H123V212H120ZM126 213H128V212H126ZM76 214V213H75ZM78 214V213H77ZM94 215V214H93ZM114 215V214H113ZM112 215V216H113ZM117 215V214H116ZM119 215V214H118ZM117 215V216H118ZM124 215V217H126V218H128L127 216H126V214H123ZM5 216H6V214H5ZM9 216V215H8ZM7 216V217H8ZM78 216H80V215H78ZM111 216V217H112ZM115 216V215H114ZM116 216V217H117ZM130 216H129V218H130ZM7 217H5L4 218V220L7 218ZM120 217H118V218H120ZM11 218H12V216H11ZM11 218H9V219H11ZM110 218V217H109ZM117 218V219H118ZM21 219V218H20ZM57 221V223H56V221ZM60 220V221H59ZM76 220V219H75ZM25 219L23 220V219H21V223H23L22 225H24V223H25ZM55 223H54V222ZM59 221V222H58ZM225 221V220H224ZM15 222L18 224V226L17 227H19V229H20V227H21V223L20 222H17L16 221V219H15ZM41 222H39V224L41 225ZM7 223H8V221H7ZM14 223V222H13ZM8 224H10V223H8ZM8 224H6L7 225V227L9 226ZM16 224V225H17ZM37 224H38V222H37ZM38 224V225H39ZM82 224H84V223H82ZM6 225H4L3 224V222H2V226H3V228H6L5 226ZM14 225V224H13ZM39 225V226H40ZM65 225V224H64ZM40 227V229L42 230V228L43 227ZM90 226V227H89ZM115 226V225H114ZM36 227V226H35ZM34 227V228H35ZM147 227V225L145 224V228ZM212 227V230H215L216 229V227L214 226V225H212L211 226ZM16 228V227H15ZM36 228H38V227H36ZM50 228V227H49ZM52 228V229H53ZM58 228V227H57ZM85 228V227H84ZM83 227H82V230L84 229ZM114 228V227H113ZM17 229V228H16ZM19 229H17V230H19ZM23 229V228H22ZM39 229V231H41ZM121 229H119V230H121ZM6 230V229H5ZM84 230H86V228L84 229ZM123 230H125V231H123ZM19 231H21V230H19ZM18 231V232H19ZM35 231H37V229L35 230ZM81 231V230H80ZM6 232H7V230H6ZM23 231H21L20 233H22ZM51 232V231H50ZM82 232V231H81ZM119 232V231H118ZM15 233V232H14ZM19 233V234H20ZM108 233H110V232H108ZM139 233H142V238H140V239H138V234ZM78 234H80V233H78ZM123 234V235H124ZM61 235H63V233L61 234ZM117 235V236H116ZM141 235H139V237H140ZM210 236V235H209ZM72 237L74 238V239H76V242H73V245L75 244V247H71L72 245H68V242H70V239L72 240ZM114 237V238H115ZM123 237H125V238H128L127 240L126 239H124ZM137 238V239H136ZM162 238V237H161ZM109 239V240H108ZM165 239V238H164ZM108 240V241H107ZM162 240V243H163V239H161ZM160 240V241H161ZM165 240H167V239H165ZM210 240H211V238H210ZM75 241V240H74ZM126 241V242H125ZM178 241V240H177ZM180 242V241H179ZM165 243V242H164ZM4 244V243H3ZM11 244V243H10ZM169 244V243H168ZM167 244V245H168ZM5 245V244H4ZM15 245H16V243H15ZM17 245H19V243L17 244ZM33 245V246H32ZM38 245H40V247H38ZM50 247H49V246ZM120 245V246H119ZM178 245V244H177ZM11 246V245H10ZM12 246H14V245H12ZM11 246V247H12ZM113 246H115V247H113ZM7 247H8V245H7ZM15 247V246H14ZM19 247V246H18ZM25 246L23 245V244H20V247L19 248H17V250L19 249V250H22V248H24ZM176 247V246H175ZM16 248V247H15ZM163 248V249H162ZM80 251L79 253L77 252V251ZM180 250V249H179ZM85 251H87L88 252V254H85ZM175 251V250H174ZM24 252V253H23ZM55 252V253H54ZM175 252H177V250L175 251ZM61 253V252H60ZM12 254H14V253H12ZM11 254V255H12ZM105 254V253H104ZM177 254V253H176ZM54 255V256H53ZM107 256H109V255H107ZM176 256V257H175ZM10 257V256H9ZM57 258H59V257H57ZM16 259V258H15ZM56 259V260H55ZM60 259V258H59ZM193 260V259H192ZM191 260V261H192ZM59 261V260H58ZM246 262H248L247 260H246V256H244V258L241 256V257H238V258H235V259H232L231 260V264H245ZM11 263V262H10ZM192 263V262H191Z\"/></svg>", "mask_w": 264, "mask_h": 264}, {"label": "built area", "instance_id": "obj_3", "mask_svg": "<svg viewBox=\"0 0 264 264\" xmlns=\"http://www.w3.org/2000/svg\"><path fill=\"white\" fill-rule=\"evenodd\" d=\"M38 1L41 3L42 1L49 5H67L70 4L73 0H31L30 2L34 3ZM41 1V2H40ZM42 5H37L33 8V12L29 13L30 15H42ZM1 15V14H0ZM15 98L18 99L17 108L20 110H37L40 106L41 101V93H40V79L34 73H27L21 75L20 88L19 91L15 94ZM83 110L87 111V107H82ZM81 109H78L77 112L68 113L63 116V122H67L68 124L65 126L66 132H74L77 129L84 128L85 126H97L100 124V117H88L84 120H81ZM72 121H77L76 123H72ZM65 142V141H64ZM5 158H9L8 155L4 156ZM11 166L12 163L7 161ZM6 171V169H0ZM112 256H110L111 258ZM119 264H156V254L151 249H145L136 255L129 256L127 258L122 259Z\"/></svg>", "mask_w": 264, "mask_h": 264}]
</instances>
